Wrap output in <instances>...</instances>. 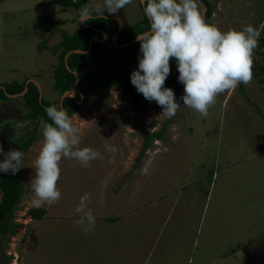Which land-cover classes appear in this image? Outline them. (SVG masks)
Masks as SVG:
<instances>
[{"label":"rangeland","instance_id":"obj_1","mask_svg":"<svg viewBox=\"0 0 264 264\" xmlns=\"http://www.w3.org/2000/svg\"><path fill=\"white\" fill-rule=\"evenodd\" d=\"M102 2L88 0L76 9L52 0H0V82L35 80L45 100L61 99L54 89L58 57L52 48L63 35L93 11L116 15L123 26L142 18L141 0L115 14H101ZM208 2L209 16L198 1L207 22L227 30L241 28L244 21L264 34V0ZM123 59L121 49L107 56L88 53L84 92L71 119L80 129L81 146L104 159L87 167L63 159L61 198L37 207L44 209L39 219L29 210L36 208L31 180L42 119H22L26 109L19 96L0 100V130L12 121L17 135L33 128L39 133L23 153L24 190L14 212L20 227L5 241L8 264H264V82L253 74L251 83L219 95L206 118L182 105L179 82L174 93L181 106L169 119L154 100L142 95L138 104L124 96L122 85L99 88L97 72ZM137 68L138 63L131 66L130 77ZM143 127L165 129L141 152ZM106 145L117 152H107ZM86 192L96 217L91 233L76 223L74 212Z\"/></svg>","mask_w":264,"mask_h":264},{"label":"clouds","instance_id":"obj_2","mask_svg":"<svg viewBox=\"0 0 264 264\" xmlns=\"http://www.w3.org/2000/svg\"><path fill=\"white\" fill-rule=\"evenodd\" d=\"M131 3L132 0H103L97 7L101 14L105 10L115 14ZM144 13L150 28L136 37L142 55L130 79L145 99L162 107L161 114L166 118H172L181 106L173 89L164 86L171 71V59L176 61L178 80L184 86L182 105L201 117L209 115L219 95L251 83L253 52L261 35L254 25L241 21L239 29L222 30L206 21L198 0H146ZM84 15L88 17L90 13ZM45 112L50 122L41 121V147L31 180L32 203L36 207L59 202L61 191L57 184L63 159L75 160L84 167L104 159L101 152L81 146L80 129L63 107L53 104ZM105 150L113 155L117 152L114 145H106ZM0 154L4 155L0 172L15 174L22 168L24 154L20 150L4 153L0 147ZM90 203L91 196L86 192L74 208L79 216L76 223L86 233L94 231L96 224Z\"/></svg>","mask_w":264,"mask_h":264},{"label":"trees","instance_id":"obj_3","mask_svg":"<svg viewBox=\"0 0 264 264\" xmlns=\"http://www.w3.org/2000/svg\"><path fill=\"white\" fill-rule=\"evenodd\" d=\"M198 1L203 2L206 6L207 15H211L212 10L208 0ZM52 2L80 9L88 0H52ZM143 4L142 18L130 26H124L120 31H118V21L116 19H110L109 16H102L93 11L90 13L89 18L83 23L78 22V26L74 31L70 34H64L59 44L52 48V51L58 57L53 74L54 89L60 95L65 91H75V97L66 96L62 99L61 103L60 99L49 101L42 97L40 100L36 84L32 81L26 82V78L22 81L0 82V100H8V94H18L26 88V91L19 95V98L23 99V107L26 109L22 119L40 118L43 121L50 122L45 108L53 104L57 107H63L71 117L79 109L80 103L78 101L84 92L81 79L86 68L88 53L96 51L98 56H107L121 49L124 52L123 61L105 64L94 76V79L102 91H108L117 85H122V94L132 98L139 104L142 94L131 83L129 72L131 66L139 63V58L142 55L140 53V44L136 37L150 28V21L144 13L146 0ZM103 32L106 33V37H103ZM94 37L97 40L91 41V49L88 52H71L73 50L85 51L89 46L90 40ZM263 48L264 34L260 35L259 46L253 52L252 72L259 82H264V51L261 50ZM66 55L67 58L65 60ZM170 66L171 71L164 86L172 88L175 92L179 87V72L175 59L170 60ZM73 71L79 74L77 84L75 83L76 76ZM242 91L244 92V90ZM164 129L163 127L155 132H149L143 127L144 139L141 152H144L150 146V141L153 137L161 138ZM38 135L39 133L36 128L17 135L12 121H6L0 130V147L5 150V153L10 149H17L24 153L37 140ZM3 159L4 155L0 160ZM23 190L24 186L21 181L20 170L15 174L0 172V264H8L11 260V257L6 255L4 251L5 241L14 236L20 227V223L16 220L14 212L21 201ZM29 213L32 218L39 219L43 215L44 209L31 208Z\"/></svg>","mask_w":264,"mask_h":264},{"label":"water","instance_id":"obj_4","mask_svg":"<svg viewBox=\"0 0 264 264\" xmlns=\"http://www.w3.org/2000/svg\"><path fill=\"white\" fill-rule=\"evenodd\" d=\"M141 5H142V7H144V4H143L142 2H141ZM115 16H116V15H115ZM115 16H114V15H111V16H109V18H110V19H115V18H114ZM82 23H83V22H82ZM123 27H124V26H123V22H122L121 18H119V19H118V31H120ZM106 36H107V35H106V33L104 32V37H106ZM92 40H97V38L94 37V38H92V39L90 40V42H89V46H88V48H87L85 51H81V50H73V51H71V52H88V51L91 49V41H92ZM68 54H69V53H68ZM68 54H67V55H68ZM67 55L65 56V60H66V58H67ZM73 73H74L75 76H76V81H75V83L77 84V82H78V80H79V74H78L76 71H73ZM33 82L36 84V86H37V88H38V91H39V99L41 100V98H42L41 87H40V85H39V83H38L37 81L33 80ZM25 91H26V88H25L24 91L21 92V93H18V94H8V96H11V97H12V96H19V95L23 94ZM68 93H72V94H73V97L76 96V92H75V91H72V90L65 91V92L61 95L60 103H61L62 99L65 98V97L67 96L66 94H68ZM81 99H82V95L80 96V100H79L78 102H80Z\"/></svg>","mask_w":264,"mask_h":264},{"label":"bare ground","instance_id":"obj_5","mask_svg":"<svg viewBox=\"0 0 264 264\" xmlns=\"http://www.w3.org/2000/svg\"><path fill=\"white\" fill-rule=\"evenodd\" d=\"M118 19H119V17H118ZM69 95H71V93H68Z\"/></svg>","mask_w":264,"mask_h":264},{"label":"crops","instance_id":"obj_6","mask_svg":"<svg viewBox=\"0 0 264 264\" xmlns=\"http://www.w3.org/2000/svg\"><path fill=\"white\" fill-rule=\"evenodd\" d=\"M40 85V84H39ZM41 87V86H40ZM41 92H42V89H41Z\"/></svg>","mask_w":264,"mask_h":264}]
</instances>
